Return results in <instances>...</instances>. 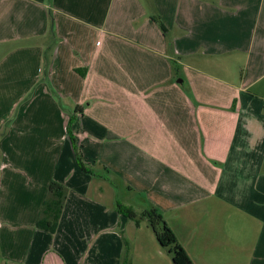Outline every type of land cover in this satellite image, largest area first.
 I'll use <instances>...</instances> for the list:
<instances>
[{
    "label": "crops",
    "instance_id": "0c3cea01",
    "mask_svg": "<svg viewBox=\"0 0 264 264\" xmlns=\"http://www.w3.org/2000/svg\"><path fill=\"white\" fill-rule=\"evenodd\" d=\"M148 210L264 264V0H0V264H173Z\"/></svg>",
    "mask_w": 264,
    "mask_h": 264
},
{
    "label": "trees",
    "instance_id": "16d2710c",
    "mask_svg": "<svg viewBox=\"0 0 264 264\" xmlns=\"http://www.w3.org/2000/svg\"><path fill=\"white\" fill-rule=\"evenodd\" d=\"M175 66L176 62L171 61ZM176 69V68H175ZM72 121V118H71ZM69 132V129H68ZM71 140L75 159L79 167H83L82 157L79 148L75 144V140L71 133H68ZM66 197V188L63 184L52 180L48 185L47 196L43 202L40 216L36 222V227L47 232L53 233L56 230L59 217L62 212L63 203ZM119 212L127 217H132L129 210L119 206ZM144 216L147 225L152 229L159 244L166 248L171 254L173 264H193L184 248L178 243L173 231L166 224L163 216L155 210H148ZM124 250L121 256V264H129V246L123 238Z\"/></svg>",
    "mask_w": 264,
    "mask_h": 264
},
{
    "label": "rangeland",
    "instance_id": "374dc122",
    "mask_svg": "<svg viewBox=\"0 0 264 264\" xmlns=\"http://www.w3.org/2000/svg\"><path fill=\"white\" fill-rule=\"evenodd\" d=\"M162 248H164V247H162ZM164 249H166V248H164Z\"/></svg>",
    "mask_w": 264,
    "mask_h": 264
}]
</instances>
